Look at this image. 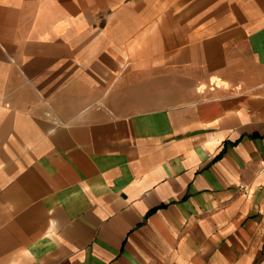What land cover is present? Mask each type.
<instances>
[{
	"label": "crops",
	"instance_id": "obj_1",
	"mask_svg": "<svg viewBox=\"0 0 264 264\" xmlns=\"http://www.w3.org/2000/svg\"><path fill=\"white\" fill-rule=\"evenodd\" d=\"M0 264H264V0H0Z\"/></svg>",
	"mask_w": 264,
	"mask_h": 264
}]
</instances>
